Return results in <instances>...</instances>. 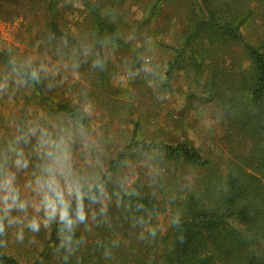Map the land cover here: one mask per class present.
<instances>
[{"label": "rangeland", "instance_id": "obj_1", "mask_svg": "<svg viewBox=\"0 0 264 264\" xmlns=\"http://www.w3.org/2000/svg\"><path fill=\"white\" fill-rule=\"evenodd\" d=\"M85 1L120 43L106 27L100 32ZM194 3L0 0V247L8 256L57 264L62 249L77 243L60 228L67 206L81 203L67 223L81 231L93 210L117 204L104 185L85 202L96 182L130 192L203 171L149 142L188 143L225 171L226 115L216 93L230 74L250 77L252 63L240 44L205 32L165 80L170 47H181L193 31ZM240 32L248 43L264 41L255 21ZM62 104L84 112L87 124L71 119ZM133 142L145 144H134L110 168ZM148 213L150 224L167 221L164 212Z\"/></svg>", "mask_w": 264, "mask_h": 264}, {"label": "trees", "instance_id": "obj_2", "mask_svg": "<svg viewBox=\"0 0 264 264\" xmlns=\"http://www.w3.org/2000/svg\"><path fill=\"white\" fill-rule=\"evenodd\" d=\"M85 4L100 32L106 27L120 43L96 8L88 1ZM194 5L197 12L189 20L193 31L181 47H170L174 57L168 62L165 80L180 66L187 47L205 32L240 44L252 63L250 77L230 74L225 88L216 93L226 115L225 171L188 143H147L203 171L192 180H160L157 187H136L130 192L94 183L85 202L99 197L104 185L115 193L117 204L93 210L81 231L67 226L81 203L69 204L60 228L77 243L62 249L57 264H264V41L248 43L240 32L242 26L255 21L264 33V0H223L221 5L195 0ZM19 72L38 85L33 76ZM58 108L77 123L87 124V115L74 106ZM134 144L145 143L126 146L109 167L118 166ZM149 211L164 212L166 223L150 224ZM0 264L20 263L0 247Z\"/></svg>", "mask_w": 264, "mask_h": 264}]
</instances>
